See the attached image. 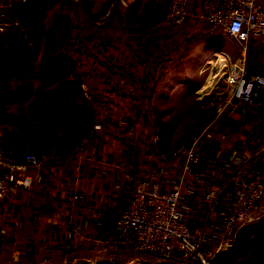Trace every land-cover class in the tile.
Returning <instances> with one entry per match:
<instances>
[{"label":"crops","instance_id":"0c3cea01","mask_svg":"<svg viewBox=\"0 0 264 264\" xmlns=\"http://www.w3.org/2000/svg\"><path fill=\"white\" fill-rule=\"evenodd\" d=\"M167 1H159L158 18L140 15L149 0L54 1L64 30V55L57 60L65 71L57 74L58 80L70 86L75 103L86 107L90 127L99 123L102 130L78 150L60 148L51 138L43 150L46 158L34 169L32 187L0 197V264H59L68 257L57 248L60 242L76 258L131 251L114 214L142 178L158 179L165 190L179 182L184 220L216 256L220 240L213 225L226 217L228 208L213 207L209 190L232 192L230 168L264 146V104L250 110L231 90L209 116L208 101L217 92L212 82L221 81L240 60L246 69L264 75V39L251 37L243 49L223 28L206 22L199 0H190L188 19L176 31L165 23ZM14 19L24 23L16 12ZM114 32L125 33L127 40H115ZM188 69L199 77L188 90L208 115L187 138L175 140L163 131V83L168 75ZM84 82L89 98L82 93ZM154 136L167 144L165 156L153 144ZM182 144L201 152L188 169L185 155L175 151ZM5 151L0 147V160L13 159ZM230 251L219 252L221 264L233 263Z\"/></svg>","mask_w":264,"mask_h":264},{"label":"built area","instance_id":"2783aa9c","mask_svg":"<svg viewBox=\"0 0 264 264\" xmlns=\"http://www.w3.org/2000/svg\"><path fill=\"white\" fill-rule=\"evenodd\" d=\"M199 1L206 22L213 27L223 28L243 49L251 37L264 39V3L261 0ZM189 3L190 0H168L165 23L180 31L189 16ZM113 37L119 42H125L128 38L122 32H114ZM224 84L232 90L233 98L246 108L252 110L264 104L261 95L264 75L246 69L241 60L232 64L231 70L224 77ZM81 89L84 96L89 98L86 82ZM100 130L102 125L95 123L73 148H83L91 136ZM152 142L162 149V156H165L167 144L157 136L152 138ZM175 151L185 155L186 169L191 167L201 153L199 149L187 144L180 145ZM45 158V151H29L20 158L0 160V197L17 189H30L36 180L34 169ZM223 162L231 164L228 160ZM227 183L232 188L230 193L220 188L209 190L213 207L224 205L228 208L226 217L213 225L214 234L220 240L215 255L232 249L236 228L250 220L258 210L264 198V168L256 165L249 175L242 176L239 167L232 166ZM77 197L73 195V199ZM180 198L181 188L177 180H174L169 190H165L158 179H139L125 206L114 214V221L124 231L127 245L138 253L163 262L212 264L214 255L208 251L202 236L184 220ZM57 248L64 255L73 253V249L64 242L58 243Z\"/></svg>","mask_w":264,"mask_h":264},{"label":"rangeland","instance_id":"374dc122","mask_svg":"<svg viewBox=\"0 0 264 264\" xmlns=\"http://www.w3.org/2000/svg\"><path fill=\"white\" fill-rule=\"evenodd\" d=\"M36 1L0 0V59H15L16 51L13 47L17 40L22 44L30 43L29 40L32 35L30 28L27 23H14V13L21 3L32 5ZM159 1L149 0L145 6L146 10L141 11L140 15L142 17L148 15L149 17L158 18L160 13ZM34 11V14L38 12L37 9H34ZM58 16L59 11L55 3L50 9L44 11V34L31 72L24 77L0 80V95L10 90L19 89L21 86H25L27 90V94L19 100L0 103V147L6 150L5 152L13 159L20 158L21 153L35 152V148L40 146L39 131L43 116L46 118L49 127L50 139L55 138L58 142L64 139L63 129L38 99L42 90L48 89L59 82L58 79L55 82L43 81L42 57L48 55L56 59V77H58L59 72L65 71L64 66H61L62 69L60 70L61 67H58L57 60L58 55H64V30L58 26ZM211 41V38H205V42L208 44ZM194 71V69H188L184 74H170L163 83L162 98L164 106L161 110L163 131L175 140L187 138L208 115L196 102L194 92L188 90V86L199 81V77L195 76ZM225 75L221 81L212 82V86H215L217 92L208 101L210 102L209 116L213 114L211 112L219 99L223 100L229 97L231 89L224 84ZM215 80L216 78L213 81ZM201 94L199 99L203 101L204 98L200 97ZM23 133L24 138L19 141L17 137ZM10 141H16V143L11 144ZM255 164L264 168V159L259 156ZM228 257L229 262L233 261L232 264L264 263V198L252 218L238 226L234 245ZM104 260H107L108 263H104ZM144 262L167 264L158 263L157 259L142 253L136 254L132 250L120 255L113 253L107 259L100 258L97 254H87L79 258L68 255L59 264H141Z\"/></svg>","mask_w":264,"mask_h":264},{"label":"trees","instance_id":"16d2710c","mask_svg":"<svg viewBox=\"0 0 264 264\" xmlns=\"http://www.w3.org/2000/svg\"><path fill=\"white\" fill-rule=\"evenodd\" d=\"M53 3L54 1L51 2V0H37L32 5L25 3L18 5L15 10L18 20L27 23L32 35L29 40L30 43L28 44H22L18 40L15 42L13 47L16 51L15 59H0V80L13 77H24L31 72L44 34V11L50 9ZM34 9L38 10L35 14ZM26 15H28V17H26ZM41 70L43 81L55 82L58 79V77H56L57 61L54 57L44 55L42 57ZM26 91L25 86H21L19 89L7 91L6 93L0 95V103L19 100L27 94ZM38 99L45 105L47 111L58 121L59 125L63 129L64 139L59 141V147L73 148L74 145L81 142V140L87 135L91 119L86 113L84 106L82 104L75 103L74 94L70 86L65 82L55 83L52 87L42 90L39 93ZM41 123L42 125L39 131L41 144L38 148H35L36 151H43L50 139L49 127L44 116L41 118ZM23 136L24 133L17 137L19 141L23 140ZM10 143L13 144L16 143V141H10ZM263 152L264 146H261L257 149L256 154L252 158L245 160L239 165V172L242 176L249 175L251 169L256 166L255 163ZM132 251L136 254H140L134 250ZM69 255H72V253ZM97 255L103 259H107L111 256L105 253H98ZM221 255L223 254L218 253L214 257L212 264H221ZM157 261L158 263L177 264L172 262H163L158 259ZM104 263H108V261L104 260Z\"/></svg>","mask_w":264,"mask_h":264},{"label":"water","instance_id":"95a60500","mask_svg":"<svg viewBox=\"0 0 264 264\" xmlns=\"http://www.w3.org/2000/svg\"><path fill=\"white\" fill-rule=\"evenodd\" d=\"M141 264H151V263L144 262V263H141Z\"/></svg>","mask_w":264,"mask_h":264},{"label":"bare ground","instance_id":"6f19581e","mask_svg":"<svg viewBox=\"0 0 264 264\" xmlns=\"http://www.w3.org/2000/svg\"><path fill=\"white\" fill-rule=\"evenodd\" d=\"M221 62V61H220Z\"/></svg>","mask_w":264,"mask_h":264}]
</instances>
